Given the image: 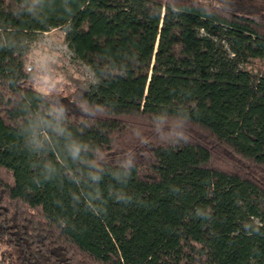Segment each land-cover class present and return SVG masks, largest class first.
I'll use <instances>...</instances> for the list:
<instances>
[{
  "label": "trees",
  "instance_id": "16d2710c",
  "mask_svg": "<svg viewBox=\"0 0 264 264\" xmlns=\"http://www.w3.org/2000/svg\"><path fill=\"white\" fill-rule=\"evenodd\" d=\"M8 1L0 37L62 29L88 69L123 71L83 91L107 112L71 131L109 167L132 148L150 155L128 184L141 202L107 200L103 216L72 203L67 176L35 183L17 126L40 100L23 51L0 47V264H264V12L214 0H55L34 18ZM71 99L61 102L79 116ZM178 106L191 141L139 147L133 128L147 133L154 113ZM58 151L48 158L62 166Z\"/></svg>",
  "mask_w": 264,
  "mask_h": 264
},
{
  "label": "clouds",
  "instance_id": "9594fccd",
  "mask_svg": "<svg viewBox=\"0 0 264 264\" xmlns=\"http://www.w3.org/2000/svg\"><path fill=\"white\" fill-rule=\"evenodd\" d=\"M54 3L55 0H15L11 12L18 17L28 15L38 18ZM0 47L23 51V71L40 100L36 109L30 111L17 126L21 147L33 158L34 182L48 183L62 175L67 176L77 189L71 193L72 203L100 216L107 214V200L124 206L140 203L139 196L128 191V184L138 167L140 156L147 157L150 153L138 152L136 148L123 151L119 154L118 163L109 167L106 164L108 157L100 148L85 142L71 131L70 125L73 123L84 127L94 123L106 114L107 107L90 102L83 96V91L73 94L65 90V74L57 69L58 64L71 59L65 47L43 35L32 39L17 38L14 34L0 37ZM122 74L119 67L105 65L101 71L89 68L85 78L91 85H99L106 79ZM69 95H72L70 102L76 105L79 116L75 113L70 116L71 109L61 102ZM190 126L191 118L186 108L178 106L174 113L165 108L152 115L147 133L144 127L135 126L133 137L141 148H148L153 142L174 147L191 141ZM57 149L64 161L62 166L48 158V154ZM105 177L112 180L107 194L102 187ZM197 215L210 219L203 212Z\"/></svg>",
  "mask_w": 264,
  "mask_h": 264
},
{
  "label": "rangeland",
  "instance_id": "374dc122",
  "mask_svg": "<svg viewBox=\"0 0 264 264\" xmlns=\"http://www.w3.org/2000/svg\"><path fill=\"white\" fill-rule=\"evenodd\" d=\"M227 1L230 4H238L239 6H251L253 8L259 9L264 12V0H214V2ZM7 4L10 3L6 0ZM45 36L51 38L55 43L65 47L68 51L71 59L67 63H62L57 65V69L65 74L64 82L71 85L75 89L82 91H88L90 86H92L88 80L85 78V73L89 70L85 64L79 60L73 52L68 47V44L65 39V32L62 29H53L44 33L37 34L38 36ZM35 37V38H36ZM177 52V47H174ZM5 253V247L0 243V263L2 254ZM6 260V258H4ZM13 262V261H11Z\"/></svg>",
  "mask_w": 264,
  "mask_h": 264
}]
</instances>
